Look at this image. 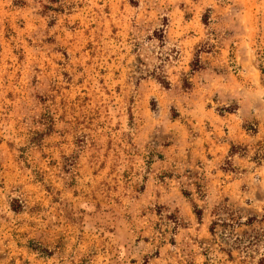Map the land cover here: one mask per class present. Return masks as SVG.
Wrapping results in <instances>:
<instances>
[{"label":"rangeland","instance_id":"obj_1","mask_svg":"<svg viewBox=\"0 0 264 264\" xmlns=\"http://www.w3.org/2000/svg\"><path fill=\"white\" fill-rule=\"evenodd\" d=\"M0 264H264V0H0Z\"/></svg>","mask_w":264,"mask_h":264}]
</instances>
